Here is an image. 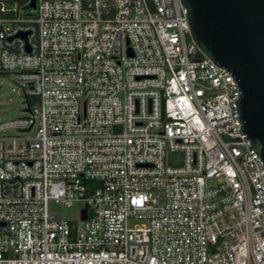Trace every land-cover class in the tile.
<instances>
[{"label":"built area","instance_id":"obj_1","mask_svg":"<svg viewBox=\"0 0 264 264\" xmlns=\"http://www.w3.org/2000/svg\"><path fill=\"white\" fill-rule=\"evenodd\" d=\"M2 75L0 264H264V160L182 0H0Z\"/></svg>","mask_w":264,"mask_h":264},{"label":"water","instance_id":"obj_2","mask_svg":"<svg viewBox=\"0 0 264 264\" xmlns=\"http://www.w3.org/2000/svg\"><path fill=\"white\" fill-rule=\"evenodd\" d=\"M182 2L201 52L237 80L244 132L264 160V0ZM35 8L29 0L24 9Z\"/></svg>","mask_w":264,"mask_h":264},{"label":"rangeland","instance_id":"obj_3","mask_svg":"<svg viewBox=\"0 0 264 264\" xmlns=\"http://www.w3.org/2000/svg\"><path fill=\"white\" fill-rule=\"evenodd\" d=\"M21 16L24 17V15ZM24 99L23 91L18 89L16 83L8 75L0 76V123L30 117L26 112L28 104L24 102ZM6 135L25 136L17 130L8 131ZM30 135H35V130ZM84 206L82 202H77L72 206L63 203L51 204L50 210L62 214L69 221H78L80 210Z\"/></svg>","mask_w":264,"mask_h":264},{"label":"trees","instance_id":"obj_4","mask_svg":"<svg viewBox=\"0 0 264 264\" xmlns=\"http://www.w3.org/2000/svg\"><path fill=\"white\" fill-rule=\"evenodd\" d=\"M11 3H18L20 6H23L24 8L29 3V0H9Z\"/></svg>","mask_w":264,"mask_h":264}]
</instances>
